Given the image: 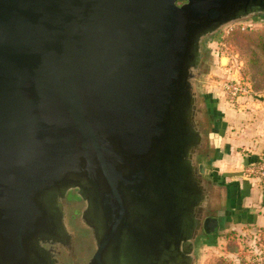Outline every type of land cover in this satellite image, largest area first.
Returning <instances> with one entry per match:
<instances>
[{
  "label": "water",
  "instance_id": "1",
  "mask_svg": "<svg viewBox=\"0 0 264 264\" xmlns=\"http://www.w3.org/2000/svg\"><path fill=\"white\" fill-rule=\"evenodd\" d=\"M259 16L264 0H0V264H59L71 191L89 264H197L233 199L201 162L221 129L201 46Z\"/></svg>",
  "mask_w": 264,
  "mask_h": 264
},
{
  "label": "rangeland",
  "instance_id": "2",
  "mask_svg": "<svg viewBox=\"0 0 264 264\" xmlns=\"http://www.w3.org/2000/svg\"><path fill=\"white\" fill-rule=\"evenodd\" d=\"M201 49L209 65L203 91L216 89L233 110L244 107L247 113L252 109L260 113L258 120L257 114L246 120L256 123L253 138H248L258 158L264 151V17L232 25L212 40H204ZM228 83L239 84L242 90L232 101L224 89ZM226 223V230L200 242L197 264H264V228L236 230Z\"/></svg>",
  "mask_w": 264,
  "mask_h": 264
},
{
  "label": "crops",
  "instance_id": "3",
  "mask_svg": "<svg viewBox=\"0 0 264 264\" xmlns=\"http://www.w3.org/2000/svg\"><path fill=\"white\" fill-rule=\"evenodd\" d=\"M206 95L221 129L216 136V156L213 159L205 157L201 162L207 165L213 180L233 196L228 202L229 224L236 230L264 228V184L244 174L245 167L257 160V149L248 138L256 132L253 130L256 123L250 124L246 120H253L254 114L258 120L260 113L254 109L247 113L242 105L243 108L231 109L216 89L207 91ZM226 229L225 226L223 230Z\"/></svg>",
  "mask_w": 264,
  "mask_h": 264
},
{
  "label": "flooded vegetation",
  "instance_id": "4",
  "mask_svg": "<svg viewBox=\"0 0 264 264\" xmlns=\"http://www.w3.org/2000/svg\"><path fill=\"white\" fill-rule=\"evenodd\" d=\"M65 203L64 212L67 217L66 224L73 232L74 237L67 247L46 246V248L52 247L55 251L54 257L59 264H89L94 254L91 232L90 230L83 228L79 222L80 213L84 205L75 191L67 193ZM219 221L224 224L226 222V216L222 215ZM216 234L217 230L206 236L205 239L213 237Z\"/></svg>",
  "mask_w": 264,
  "mask_h": 264
},
{
  "label": "built area",
  "instance_id": "5",
  "mask_svg": "<svg viewBox=\"0 0 264 264\" xmlns=\"http://www.w3.org/2000/svg\"><path fill=\"white\" fill-rule=\"evenodd\" d=\"M224 89L228 92L231 101L236 99L238 93L242 91L240 85L236 83L224 84ZM244 174L264 184V151L258 156L256 162L245 167Z\"/></svg>",
  "mask_w": 264,
  "mask_h": 264
}]
</instances>
